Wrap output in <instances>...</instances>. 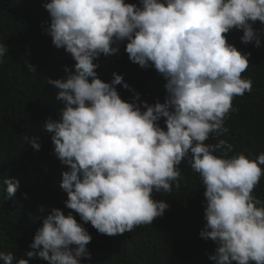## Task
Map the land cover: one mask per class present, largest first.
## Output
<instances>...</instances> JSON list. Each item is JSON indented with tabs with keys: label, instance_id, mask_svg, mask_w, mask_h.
<instances>
[{
	"label": "clouds",
	"instance_id": "obj_1",
	"mask_svg": "<svg viewBox=\"0 0 264 264\" xmlns=\"http://www.w3.org/2000/svg\"><path fill=\"white\" fill-rule=\"evenodd\" d=\"M51 0L47 29L57 49L76 61L74 71L49 84L58 89L61 119L49 118L54 153L69 170L62 188L68 209L108 236L133 232L162 217L170 205L154 193L180 188L179 165L190 157L205 191L207 224L200 236L218 247L216 264H264V201L253 195L264 176V153L228 157L232 146L221 140L207 144L213 133L228 132L226 118L235 97L253 91L244 78L249 54L229 43L227 34L244 31L242 41H260L254 23H264V0ZM127 41L130 60L152 65L167 83L164 103L122 99L117 85H130L114 73L109 83L99 78L95 63L101 55L119 53ZM114 45H116L114 47ZM8 48L0 44V63ZM30 72L36 66L28 63ZM134 91V90H133ZM139 93L135 100L140 101ZM146 109V111L144 110ZM165 119L166 130L160 126ZM41 150L39 137L29 138ZM224 150L223 156L215 153ZM5 199L19 187L11 179ZM26 195V194H25ZM43 210V209H42ZM92 236L74 215L55 208L43 219L27 258L0 251L4 264H29L39 257L48 264H81L91 259Z\"/></svg>",
	"mask_w": 264,
	"mask_h": 264
},
{
	"label": "trees",
	"instance_id": "obj_2",
	"mask_svg": "<svg viewBox=\"0 0 264 264\" xmlns=\"http://www.w3.org/2000/svg\"><path fill=\"white\" fill-rule=\"evenodd\" d=\"M48 2L51 0H0V44L8 48L0 63V251L13 253L17 260L27 258L28 251L38 253L31 247L34 236L46 215L59 208L65 215H74L93 238L87 245L91 259L84 257L81 264H216L210 256L218 245L200 236L207 224L206 189L200 174L191 168L190 157L178 166L182 171L180 188L173 183L171 193H154L156 200L167 202L170 208L151 225L110 237L66 207L68 196L61 185L62 174L69 168L55 155L52 134L44 127L49 118L60 120L62 115V104L56 100L59 90L49 79L64 78L68 68L75 70L76 61L65 49H57L48 34L51 16L44 6ZM126 2L142 7L141 0ZM253 27L260 46L255 40L244 43L243 30L227 34L229 43L246 55L250 53V66L243 77L253 80V91L235 97L225 121L228 132L220 136L213 133L206 141H227L232 146L228 157L244 153L256 159L264 153V23L257 21ZM126 44H119L118 54L101 55L95 61L99 78L110 83L114 73L122 75L130 89L123 84L116 87L125 101L141 106L143 101L164 103L166 79L154 65L144 69L133 63ZM28 63L36 66L37 72H30ZM136 93L140 101L135 100ZM159 123L166 130L165 119ZM25 136L39 137L41 150L34 149ZM215 154L223 156L224 150ZM9 179L13 183L18 180L19 187L12 199H5L4 181ZM253 195L264 201V176ZM0 264L4 262L0 260ZM29 264L48 261L37 254Z\"/></svg>",
	"mask_w": 264,
	"mask_h": 264
}]
</instances>
